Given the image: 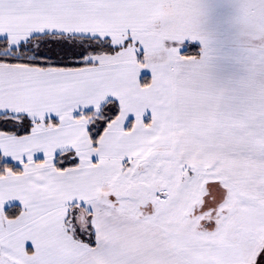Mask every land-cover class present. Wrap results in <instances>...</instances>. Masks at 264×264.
I'll return each mask as SVG.
<instances>
[{
	"label": "snow or ice",
	"instance_id": "6c2138e0",
	"mask_svg": "<svg viewBox=\"0 0 264 264\" xmlns=\"http://www.w3.org/2000/svg\"><path fill=\"white\" fill-rule=\"evenodd\" d=\"M237 8L226 87L201 0H0V264H264V0Z\"/></svg>",
	"mask_w": 264,
	"mask_h": 264
},
{
	"label": "rangeland",
	"instance_id": "374dc122",
	"mask_svg": "<svg viewBox=\"0 0 264 264\" xmlns=\"http://www.w3.org/2000/svg\"><path fill=\"white\" fill-rule=\"evenodd\" d=\"M201 4L203 15L200 20V28L207 34L209 42L248 45L247 37L243 35L238 20V0H201ZM195 43L201 44L196 41L189 45Z\"/></svg>",
	"mask_w": 264,
	"mask_h": 264
},
{
	"label": "crops",
	"instance_id": "0c3cea01",
	"mask_svg": "<svg viewBox=\"0 0 264 264\" xmlns=\"http://www.w3.org/2000/svg\"><path fill=\"white\" fill-rule=\"evenodd\" d=\"M209 44L213 51V61L209 68L212 81L226 87L239 85L247 75L248 45L227 42H209ZM194 45L199 47V55H201L202 45L198 43Z\"/></svg>",
	"mask_w": 264,
	"mask_h": 264
},
{
	"label": "trees",
	"instance_id": "16d2710c",
	"mask_svg": "<svg viewBox=\"0 0 264 264\" xmlns=\"http://www.w3.org/2000/svg\"><path fill=\"white\" fill-rule=\"evenodd\" d=\"M188 51L190 54H194V55L199 56V47L196 45H189Z\"/></svg>",
	"mask_w": 264,
	"mask_h": 264
}]
</instances>
